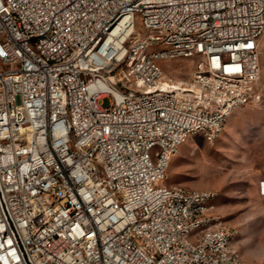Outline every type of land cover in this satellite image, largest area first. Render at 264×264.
I'll return each mask as SVG.
<instances>
[{"label": "built area", "instance_id": "2783aa9c", "mask_svg": "<svg viewBox=\"0 0 264 264\" xmlns=\"http://www.w3.org/2000/svg\"><path fill=\"white\" fill-rule=\"evenodd\" d=\"M262 17L264 0L0 1V264H249L214 192L166 179L252 98ZM173 39L196 50H143ZM178 58L187 79L165 70Z\"/></svg>", "mask_w": 264, "mask_h": 264}, {"label": "rangeland", "instance_id": "374dc122", "mask_svg": "<svg viewBox=\"0 0 264 264\" xmlns=\"http://www.w3.org/2000/svg\"><path fill=\"white\" fill-rule=\"evenodd\" d=\"M261 78L250 101L226 119L213 141L189 138L172 159L166 183L210 190L220 220L234 229L232 243L249 264H264V33L259 39ZM194 60L165 64L174 79L189 78Z\"/></svg>", "mask_w": 264, "mask_h": 264}, {"label": "bare ground", "instance_id": "6f19581e", "mask_svg": "<svg viewBox=\"0 0 264 264\" xmlns=\"http://www.w3.org/2000/svg\"><path fill=\"white\" fill-rule=\"evenodd\" d=\"M3 1V6L6 8H13V0ZM104 16H111V9H104ZM8 17L15 25V32H17L18 40L29 39V28L27 26V19L18 10H8ZM115 32V24H107L103 27L104 38H111ZM264 33V17L261 19V28L258 29V36ZM133 38L136 41H149V32H144L142 29L133 30ZM154 38H164V30H154ZM259 39H257V50H259ZM176 46H180V50H196V45L182 44L180 39H173V42H154L153 44H143V50H175ZM28 50H42V46L38 41H27ZM106 89L107 85L104 86Z\"/></svg>", "mask_w": 264, "mask_h": 264}]
</instances>
